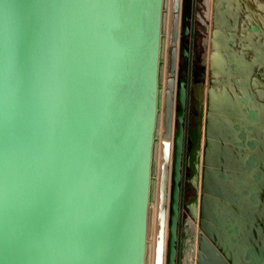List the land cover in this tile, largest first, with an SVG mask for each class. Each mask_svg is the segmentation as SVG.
<instances>
[{"label":"water","instance_id":"95a60500","mask_svg":"<svg viewBox=\"0 0 264 264\" xmlns=\"http://www.w3.org/2000/svg\"><path fill=\"white\" fill-rule=\"evenodd\" d=\"M178 4L167 264H180L188 156L191 82L179 71L189 73L191 29L184 16L179 30ZM163 10L164 0H0V264H145ZM167 171L166 160L163 212Z\"/></svg>","mask_w":264,"mask_h":264},{"label":"bare ground","instance_id":"6f19581e","mask_svg":"<svg viewBox=\"0 0 264 264\" xmlns=\"http://www.w3.org/2000/svg\"><path fill=\"white\" fill-rule=\"evenodd\" d=\"M183 1L178 0L179 30ZM176 2L164 0L161 104L145 264L168 262L177 131L176 78L171 134L169 138L164 134ZM205 3L210 22L208 87H194L201 115L199 126L190 133L193 148L186 157V168L191 172L186 182L198 192V199L186 206L191 216L183 219L180 264H264V0H205Z\"/></svg>","mask_w":264,"mask_h":264},{"label":"rangeland","instance_id":"374dc122","mask_svg":"<svg viewBox=\"0 0 264 264\" xmlns=\"http://www.w3.org/2000/svg\"><path fill=\"white\" fill-rule=\"evenodd\" d=\"M208 8L205 0H184L182 8V17L188 18V25L191 32L188 36L181 38L182 46H185L188 50L191 48V62L188 71H179V77L183 75L190 76V104L188 113L187 124V155L192 151V142L190 140V133L193 129L199 126L198 120L200 118V111L197 107L198 101L194 95V87L202 85L204 88L208 87V64L206 56L208 53L207 40L209 37L208 26L210 24L207 18ZM183 64V59L180 58V66ZM191 172L189 168L185 170V182L183 186V216L181 223V236L184 234L183 219L187 220L190 217L189 209L186 207L193 199H198V192L193 189L189 181ZM195 261V258H193Z\"/></svg>","mask_w":264,"mask_h":264}]
</instances>
